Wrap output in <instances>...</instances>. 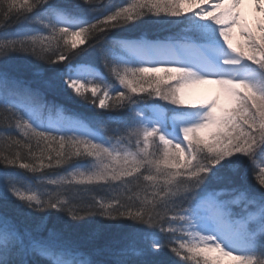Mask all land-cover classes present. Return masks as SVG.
I'll use <instances>...</instances> for the list:
<instances>
[{"label": "snow or ice", "instance_id": "1", "mask_svg": "<svg viewBox=\"0 0 264 264\" xmlns=\"http://www.w3.org/2000/svg\"><path fill=\"white\" fill-rule=\"evenodd\" d=\"M0 142V264H264V0H0Z\"/></svg>", "mask_w": 264, "mask_h": 264}, {"label": "trees", "instance_id": "2", "mask_svg": "<svg viewBox=\"0 0 264 264\" xmlns=\"http://www.w3.org/2000/svg\"><path fill=\"white\" fill-rule=\"evenodd\" d=\"M103 3L107 4L108 0H102ZM190 15V14H189ZM149 22L141 24L140 27L131 29L129 32L125 33V35L131 36V37H139V36H144L147 39H152V38H165V37H173L177 36L180 31L182 26H178L176 24H169L166 22H161L160 18L152 17V18H145ZM165 20L167 19H178V18H164ZM19 27L17 24H12L9 28V31H14L16 28ZM82 48H88V45L85 44L82 46ZM79 60H85V59H91L94 60L97 66L101 67V71H105L102 66L100 65V61L95 57L94 50L89 49L87 53L82 55L81 57L78 58ZM40 67H43L45 71H53L57 70L59 66H52L51 68L47 65H38ZM106 74V72H105ZM108 80L110 82H113V78L111 76H108ZM58 102L67 104L68 107H71L73 110L77 112H82L85 115H88L90 117H97L99 115L97 110H93L91 107L86 106L80 102H68L66 98L64 97H59ZM109 127H115V125H109ZM3 149V144L0 142V150ZM95 193L98 196H106L109 193L101 188L97 187L94 189ZM94 220H98L99 218H93ZM55 218L52 217L50 218V226H53L55 224ZM78 231L82 233H88V232H93V231H99L102 234L106 233V229L102 224L96 223V222H87V223H82L81 227L77 229Z\"/></svg>", "mask_w": 264, "mask_h": 264}, {"label": "rangeland", "instance_id": "3", "mask_svg": "<svg viewBox=\"0 0 264 264\" xmlns=\"http://www.w3.org/2000/svg\"><path fill=\"white\" fill-rule=\"evenodd\" d=\"M246 12L249 14V18H252V9L251 7H246ZM159 75H164L159 73ZM218 91V86L216 85H200L194 89L189 96V99L193 102L200 103L210 99L212 96L216 95Z\"/></svg>", "mask_w": 264, "mask_h": 264}]
</instances>
